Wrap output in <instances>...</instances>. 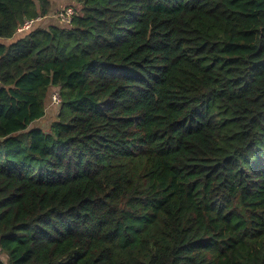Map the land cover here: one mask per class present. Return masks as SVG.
Returning <instances> with one entry per match:
<instances>
[{
    "label": "trees",
    "instance_id": "16d2710c",
    "mask_svg": "<svg viewBox=\"0 0 264 264\" xmlns=\"http://www.w3.org/2000/svg\"><path fill=\"white\" fill-rule=\"evenodd\" d=\"M75 1L0 0V264H264V0Z\"/></svg>",
    "mask_w": 264,
    "mask_h": 264
},
{
    "label": "rangeland",
    "instance_id": "374dc122",
    "mask_svg": "<svg viewBox=\"0 0 264 264\" xmlns=\"http://www.w3.org/2000/svg\"><path fill=\"white\" fill-rule=\"evenodd\" d=\"M53 2L55 3L53 11H56L57 9L66 6H73L75 9L77 8L81 9V6H79L75 0H53ZM53 11L48 16L42 17V19L39 21L41 26L46 28L49 27L51 24L58 23V20L53 15L52 17L50 16L53 13ZM64 28H68V27H64ZM18 37L20 36L18 35ZM18 37H16L15 39H17ZM56 92L57 91L55 90L49 92L48 99L46 101V114L42 119H39L34 123L35 126H39L45 131L50 130L53 122L57 119L60 110V105L59 104L57 105L56 103L53 104L52 100H50V96H52L53 99L54 94H56ZM0 259L3 262L8 263V255L6 253H2L1 251H0Z\"/></svg>",
    "mask_w": 264,
    "mask_h": 264
},
{
    "label": "built area",
    "instance_id": "2783aa9c",
    "mask_svg": "<svg viewBox=\"0 0 264 264\" xmlns=\"http://www.w3.org/2000/svg\"><path fill=\"white\" fill-rule=\"evenodd\" d=\"M52 15L58 20V22L64 26L70 28L73 24L74 18L78 15V12L73 6H66L63 8H59L56 11H53ZM42 19V17H37L36 19H31L25 22L19 29L18 32H23L25 30L31 29L35 23L39 22ZM56 94H54V98L52 99L53 103L59 104L60 103V96L58 90Z\"/></svg>",
    "mask_w": 264,
    "mask_h": 264
},
{
    "label": "crops",
    "instance_id": "0c3cea01",
    "mask_svg": "<svg viewBox=\"0 0 264 264\" xmlns=\"http://www.w3.org/2000/svg\"><path fill=\"white\" fill-rule=\"evenodd\" d=\"M52 4H53V8H54V5H55V3L53 2V0H52ZM53 10V9H52ZM45 19V18H44Z\"/></svg>",
    "mask_w": 264,
    "mask_h": 264
}]
</instances>
